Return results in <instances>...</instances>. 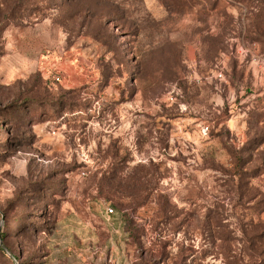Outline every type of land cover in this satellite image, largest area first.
<instances>
[{"label": "rangeland", "instance_id": "1", "mask_svg": "<svg viewBox=\"0 0 264 264\" xmlns=\"http://www.w3.org/2000/svg\"><path fill=\"white\" fill-rule=\"evenodd\" d=\"M263 53L264 0H0V264H264Z\"/></svg>", "mask_w": 264, "mask_h": 264}, {"label": "built area", "instance_id": "2", "mask_svg": "<svg viewBox=\"0 0 264 264\" xmlns=\"http://www.w3.org/2000/svg\"><path fill=\"white\" fill-rule=\"evenodd\" d=\"M259 60H260V63L264 66V53L260 55ZM108 212L110 214L114 213V208H112V207L109 208L108 209Z\"/></svg>", "mask_w": 264, "mask_h": 264}, {"label": "trees", "instance_id": "3", "mask_svg": "<svg viewBox=\"0 0 264 264\" xmlns=\"http://www.w3.org/2000/svg\"><path fill=\"white\" fill-rule=\"evenodd\" d=\"M142 200L140 202H138L137 207H139L142 204V202H143Z\"/></svg>", "mask_w": 264, "mask_h": 264}]
</instances>
